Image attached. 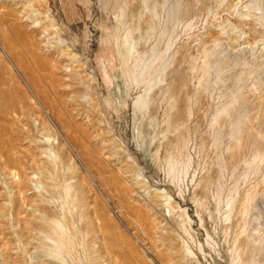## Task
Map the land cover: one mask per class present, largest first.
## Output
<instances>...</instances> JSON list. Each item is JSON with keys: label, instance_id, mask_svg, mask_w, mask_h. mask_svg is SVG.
<instances>
[{"label": "rangeland", "instance_id": "obj_1", "mask_svg": "<svg viewBox=\"0 0 264 264\" xmlns=\"http://www.w3.org/2000/svg\"><path fill=\"white\" fill-rule=\"evenodd\" d=\"M0 264H264V0H0Z\"/></svg>", "mask_w": 264, "mask_h": 264}]
</instances>
